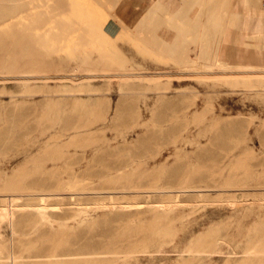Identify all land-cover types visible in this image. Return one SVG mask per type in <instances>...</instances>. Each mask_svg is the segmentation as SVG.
Here are the masks:
<instances>
[{
  "label": "rangeland",
  "instance_id": "obj_1",
  "mask_svg": "<svg viewBox=\"0 0 264 264\" xmlns=\"http://www.w3.org/2000/svg\"><path fill=\"white\" fill-rule=\"evenodd\" d=\"M169 2L0 0V264H264V63Z\"/></svg>",
  "mask_w": 264,
  "mask_h": 264
},
{
  "label": "crops",
  "instance_id": "obj_2",
  "mask_svg": "<svg viewBox=\"0 0 264 264\" xmlns=\"http://www.w3.org/2000/svg\"><path fill=\"white\" fill-rule=\"evenodd\" d=\"M142 5L148 8V6ZM236 6L239 8V15L235 17L228 15L225 17L230 27V37L227 44L229 47L228 63L235 65L240 62L245 65L249 60L258 64L264 63V0H254V2L247 4L248 7L253 9L254 12L252 13H247L248 9L246 8L248 7L241 4V2H235V0H228V2H222V0H213L212 2L173 0V2L165 4L168 9L164 11L166 16L163 26L164 35L162 37L167 39H191L207 33L209 38L221 39L220 27L203 30L202 26L204 24L208 25L206 9L227 7L233 10ZM191 8H201L203 10L200 15H195ZM153 25L155 23H150L149 27L144 28L142 33L145 34L150 31ZM137 32L140 33L141 30L138 29ZM146 37L150 38L151 36L146 34L144 36L138 35V38ZM240 38L244 41H241ZM256 69L264 70L262 67Z\"/></svg>",
  "mask_w": 264,
  "mask_h": 264
},
{
  "label": "bare ground",
  "instance_id": "obj_3",
  "mask_svg": "<svg viewBox=\"0 0 264 264\" xmlns=\"http://www.w3.org/2000/svg\"><path fill=\"white\" fill-rule=\"evenodd\" d=\"M249 1H251V0H248V2H249ZM21 29H22V28H21ZM27 50H28V49H27ZM5 65H6V64H5ZM245 72H246V71H245ZM82 189H83V188H82ZM41 194H42V193H41ZM75 194H76V193H75ZM76 195H77V194H76ZM70 203H71V202H70ZM41 204H42V203H41ZM116 204H117V203H116ZM79 205H80V204H79ZM81 206H82V205H81ZM4 207H5V206H4ZM8 207H9V206H8ZM8 207H7V208H8ZM54 209H55V208H54ZM0 210H1V209H0ZM3 210H4V209H3ZM6 210H7V209H6ZM9 210H10V209H9ZM9 216H10V219H11V217L13 216V212H9ZM8 219H9V218H8ZM249 252H250V253H257V251L254 250V249H253V250H250ZM11 253H12V252H11ZM0 254H1V249H0ZM0 257L3 258V255H1ZM12 257H13L14 259H17V258H18V257L15 256V255L12 256ZM11 259H12V258H11ZM21 260H22V259H21ZM29 260H30V259H29ZM11 262H12V260H11ZM13 264H18V263H17V261H15Z\"/></svg>",
  "mask_w": 264,
  "mask_h": 264
}]
</instances>
